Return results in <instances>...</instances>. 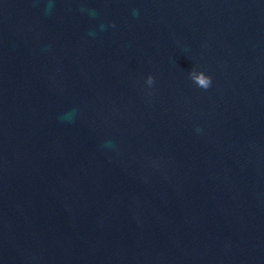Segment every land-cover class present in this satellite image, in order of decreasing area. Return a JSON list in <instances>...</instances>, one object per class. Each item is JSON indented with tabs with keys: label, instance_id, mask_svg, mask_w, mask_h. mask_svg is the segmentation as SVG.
I'll return each instance as SVG.
<instances>
[{
	"label": "water",
	"instance_id": "obj_1",
	"mask_svg": "<svg viewBox=\"0 0 264 264\" xmlns=\"http://www.w3.org/2000/svg\"><path fill=\"white\" fill-rule=\"evenodd\" d=\"M0 264H264V0H0Z\"/></svg>",
	"mask_w": 264,
	"mask_h": 264
},
{
	"label": "clouds",
	"instance_id": "obj_2",
	"mask_svg": "<svg viewBox=\"0 0 264 264\" xmlns=\"http://www.w3.org/2000/svg\"><path fill=\"white\" fill-rule=\"evenodd\" d=\"M148 84L151 85L154 82V78L150 75L147 80ZM199 82L202 88L208 89L212 85V77L205 71L199 73Z\"/></svg>",
	"mask_w": 264,
	"mask_h": 264
}]
</instances>
